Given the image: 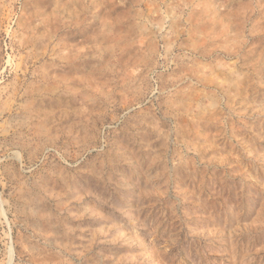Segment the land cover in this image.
Here are the masks:
<instances>
[{
  "label": "rangeland",
  "instance_id": "rangeland-1",
  "mask_svg": "<svg viewBox=\"0 0 264 264\" xmlns=\"http://www.w3.org/2000/svg\"><path fill=\"white\" fill-rule=\"evenodd\" d=\"M0 264H264V0H0Z\"/></svg>",
  "mask_w": 264,
  "mask_h": 264
}]
</instances>
